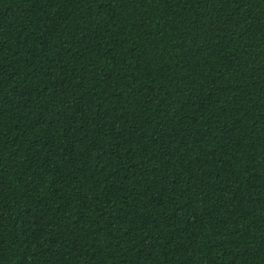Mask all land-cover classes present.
Segmentation results:
<instances>
[{
  "label": "trees",
  "instance_id": "1",
  "mask_svg": "<svg viewBox=\"0 0 264 264\" xmlns=\"http://www.w3.org/2000/svg\"><path fill=\"white\" fill-rule=\"evenodd\" d=\"M0 264H264V0H0Z\"/></svg>",
  "mask_w": 264,
  "mask_h": 264
}]
</instances>
